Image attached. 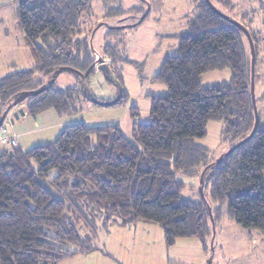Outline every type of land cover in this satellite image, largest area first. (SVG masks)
Segmentation results:
<instances>
[{
    "label": "trees",
    "instance_id": "trees-1",
    "mask_svg": "<svg viewBox=\"0 0 264 264\" xmlns=\"http://www.w3.org/2000/svg\"><path fill=\"white\" fill-rule=\"evenodd\" d=\"M189 2L195 15L178 38L177 53L166 57L151 79L163 84L166 93L148 97L145 123H137L138 111L130 108V140L118 124L77 123L47 144L25 152L9 147L0 153V264H60L98 251L76 230L77 223L87 225L88 212L104 221L114 219L120 227L155 224L167 249L178 239H196L205 251L214 212L223 202L238 226L264 233V124L258 118L254 129L250 93V42L255 76L261 37L248 29V17L245 24H235L210 1L213 9L203 0ZM17 5L18 27L34 65L0 78V116L16 94L47 85L60 68L73 74L79 85L58 87L60 73L51 86L23 102L28 116L46 111L76 115L82 98L94 99L88 83L96 73H103L110 85H121L119 65L130 62L119 50L123 32L145 20L146 7L126 10L122 0H101L104 21L133 15L142 20L108 28L97 54L91 45L94 25L87 20L90 0H19ZM99 55L110 61L104 69L97 68ZM223 70H229V81L201 86L203 74ZM127 97L121 87L114 106H125ZM258 100H264V93L254 98L257 117ZM209 122L222 126L229 144L219 162L196 144ZM180 175L201 179V201L181 199Z\"/></svg>",
    "mask_w": 264,
    "mask_h": 264
},
{
    "label": "rangeland",
    "instance_id": "rangeland-1",
    "mask_svg": "<svg viewBox=\"0 0 264 264\" xmlns=\"http://www.w3.org/2000/svg\"><path fill=\"white\" fill-rule=\"evenodd\" d=\"M18 1L0 0V78L10 72L32 69L34 65L30 50L25 45L18 27ZM199 1L196 0V2ZM209 1L220 14L235 24H245L247 22L245 19L248 17L251 22L248 29L261 37L254 76V96L259 97L264 93V0ZM122 5L126 10L138 5L146 7L145 20L134 28L124 30V43L119 47L120 54L130 61L119 65L121 69L120 90L122 87L126 94L131 95L132 102H136L135 105L139 108L141 118H144L143 113L146 109L144 101L149 102L148 97L139 99L138 94L135 95V93L141 89L146 92L156 90L157 85L146 86L145 82L156 72L163 59L172 54V47L178 43V38L187 32L188 21L193 18L195 11L189 0H122ZM141 18V15H133L123 20L104 21L101 0H90L87 20L89 25H94L91 33L93 50L98 54L101 53L103 34L108 28L131 25L140 21ZM98 57L101 58L100 55ZM101 59L103 60L97 63V68L104 69L110 61L105 56ZM225 71L229 73V70H223L203 74L200 80L201 86L206 87L222 80L227 81L228 76L226 77ZM108 72L109 77L115 82V77L110 71ZM56 85L75 87L79 84L73 74L64 72L57 78ZM88 85L95 100L111 102L118 96V89L106 82L103 73L93 77ZM158 85L165 88L163 84L158 83ZM20 105L24 108V103ZM257 109L258 118L264 124V100L257 101ZM126 110L124 105L100 107L82 98L79 112L74 116L62 118L56 132L77 123H85L88 126L113 124L123 126ZM42 123H47V121ZM31 125L33 126L30 122L29 126ZM217 125L222 127L218 123ZM3 127L9 128L6 123ZM55 134L57 133L54 131V135L49 139L40 138V140L32 141L34 138L42 137V134L36 133L31 136L30 140L25 138L27 145L21 148L27 150L47 144L54 140ZM12 138L16 140L13 135ZM196 142L207 147L214 157H220L229 148V144L224 141L222 128L219 131L208 129L205 137ZM5 147L1 145L0 150ZM261 177L264 187V171ZM178 179L184 182L182 200L201 201L198 177L188 178L180 175ZM218 206L219 209L214 212V230L208 238L205 251L196 239H178L173 247L167 249L162 232L155 224L137 222L123 228L118 226L114 219L104 221L101 215L92 216L88 212L86 214L87 225L83 222L77 223L76 230L81 239L91 240L93 246L99 250L68 259L60 264H264V233L238 226L227 204L223 202ZM106 252L109 253L108 256H105Z\"/></svg>",
    "mask_w": 264,
    "mask_h": 264
},
{
    "label": "crops",
    "instance_id": "crops-1",
    "mask_svg": "<svg viewBox=\"0 0 264 264\" xmlns=\"http://www.w3.org/2000/svg\"><path fill=\"white\" fill-rule=\"evenodd\" d=\"M105 34V33H104ZM104 34H103V36H104ZM177 45H178V43L177 44H175L173 47H172V50H171V53L172 54H170L169 56H167V57H171V56H174V55H176V53H177ZM102 46H103V44H102ZM101 51H102V49H101ZM97 53V52H96ZM98 54V53H97ZM166 58V57H165ZM164 58V59H165ZM163 59V60H164ZM163 62V61H162ZM162 62H161V64H162ZM161 64H160V66H161ZM160 66L157 68V70H156V72L145 82L146 83V86H148V85H151V86H155V85H157L158 87H156V90L154 91V92H146L145 90H140V91H138L137 93H135V95L136 94H138V96H139V99H143L142 97H150V96H154V95H164L165 93H166V89L164 88V87H159V85H158V83H154V82H152L151 81V79L156 75V73L158 72V70H159V68H160ZM226 72V77L228 76V78H226V79H228L227 81H229V79H230V72L229 73H227V71H225ZM121 73V72H120ZM99 74H101V73H96L95 74V76L96 75H99ZM94 76V77H95ZM93 79V78H92ZM91 79V80H92ZM63 80V79H62ZM227 81H221V82H218V83H222V82H227ZM218 83H215V84H218ZM140 85H142L141 83H139ZM212 85H214V84H212ZM155 93V94H154ZM128 95V97H127V104L124 106V108L125 109H127L126 110V112L127 113H125V115H124V121H123V126H122V124H118L119 125V127H120V130H121V133H122V135L125 137V138H127V139H129V137H130V139H131V130H132V125H133V120H132V118H131V116H130V108H136L137 109V111H138V117H137V119H136V122L137 123H145V122H147V120H148V116H149V107H150V102H148V101H144V103H145V107H146V109H145V111H144V118H141V114L139 113V108H138V106H136L135 104H136V102H132V99H131V95L130 94H127ZM138 99V100H139ZM149 100V99H148ZM148 102V103H147ZM23 109V111H24V115L23 116H19L18 117V119H14L13 117H12V114L13 113H15L18 109ZM65 116H58V115H56V113H54L53 111H46V112H43V113H41V114H39L38 116H36L35 118H32V117H30V116H28V114H27V112H26V110L22 107V105H19V106H17V107H15V108H13L12 109V111L9 113V115H8V117L6 118V120L4 121V123H6L8 126H9V128L8 129H6L7 130V132H8V134H10L11 136L13 135L15 138H16V142H17V145H16V147L19 149V150H21L22 152H25V151H27V150H29V149H31V148H29V149H27V150H22V148L21 147H23V145H27V142L25 143V141H24V139L25 138H27L28 140H30L32 137L31 136H33L34 134H36V133H40V134H42V137H37V138H34V140L32 139V141H36V140H40V138L41 139H49V137H51V136H53L54 135V131H55V133H57V134H55L56 136H55V138L57 137V135L59 134V132L61 131H58V132H56V128L58 127V124H59V122H60V120L62 119V118H64ZM27 120H31V121H27ZM12 121V122H11ZM46 122L47 121V123H50L51 125L50 126H48V124L47 123H42V122ZM30 122L33 124V126L31 125V126H29V124H30ZM3 123V124H4ZM212 126V127H211ZM214 126H216V127H214ZM218 126V127H217ZM211 128L212 129H216L217 131H219L220 129H221V127H219V125H217V123L216 122H209L208 124H207V127H206V134L208 133V129H210L211 130ZM219 129V130H218ZM48 130H50V131H48ZM54 138V139H55ZM129 139V140H130ZM29 142V141H28ZM52 142V141H51ZM33 143H35V142H33ZM196 144L197 145H199V146H201V147H203V148H205V149H207L208 150V148L207 147H205V146H202L201 144H198L197 142H196ZM2 145V144H1ZM0 145V146H1ZM3 146V145H2ZM6 145H4V147H5ZM9 148V146H6L5 147V149H8ZM5 149H2V150H0V153L1 152H3ZM128 227V226H127ZM124 228V227H123ZM95 252V251H94ZM92 252H90V253H85V254H78V255H76L75 257H77V256H80V255H88V254H91ZM108 256L109 255V253L108 252H106L105 253V256ZM75 257H72V258H75ZM71 259V258H70Z\"/></svg>",
    "mask_w": 264,
    "mask_h": 264
},
{
    "label": "water",
    "instance_id": "water-1",
    "mask_svg": "<svg viewBox=\"0 0 264 264\" xmlns=\"http://www.w3.org/2000/svg\"><path fill=\"white\" fill-rule=\"evenodd\" d=\"M205 2L207 3V5H209L212 8V6L210 5L208 0H205ZM142 20V19H141ZM245 33V35L248 37V33L246 30L242 29ZM250 42V40H249ZM250 48H251V54H252V60H251V80H250V93H251V99H252V104H253V109H254V117H255V126L254 129L256 128L257 125V110H256V106H255V101H254V52H253V48H252V43L250 42ZM98 62H102V60L100 58H97V63ZM66 70L65 68H60L58 70H56L50 80L48 81L47 85H44L42 87H40L38 90L36 91H26V92H20L18 94H16L13 97L12 102L4 109L3 113L0 116V127L3 125L4 121L6 120V118L8 117L9 113L12 111L13 108L19 106L20 104H22L27 98L31 97V96H36L38 94H40L41 92H43L47 87L51 86L53 84V82L56 80V78L58 77V75L62 72ZM78 74V73H77ZM80 75V74H78ZM81 76V75H80ZM81 79L83 80V77H81ZM114 86L118 89V96L115 100L111 101V102H101L95 99H91V103L100 107H111L114 106L120 99L121 97V90H120V86L119 84L116 82L114 84ZM24 115V111L23 109H18L15 113L12 114V117L14 119H18L19 116H23ZM12 122V121H11ZM244 141H241L240 143H238L237 145H235L233 148H231L227 153H231L232 151H234L239 145H241ZM223 156H220L218 161L222 160ZM201 179H200V184H201Z\"/></svg>",
    "mask_w": 264,
    "mask_h": 264
},
{
    "label": "built area",
    "instance_id": "built-area-1",
    "mask_svg": "<svg viewBox=\"0 0 264 264\" xmlns=\"http://www.w3.org/2000/svg\"><path fill=\"white\" fill-rule=\"evenodd\" d=\"M0 144L6 145L9 147H15L17 145L16 140L8 134L7 130L3 127H0Z\"/></svg>",
    "mask_w": 264,
    "mask_h": 264
}]
</instances>
